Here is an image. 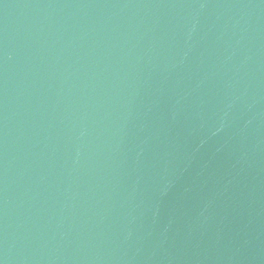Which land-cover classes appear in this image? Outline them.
<instances>
[{"label": "water", "instance_id": "95a60500", "mask_svg": "<svg viewBox=\"0 0 264 264\" xmlns=\"http://www.w3.org/2000/svg\"><path fill=\"white\" fill-rule=\"evenodd\" d=\"M0 264H264V0H0Z\"/></svg>", "mask_w": 264, "mask_h": 264}]
</instances>
